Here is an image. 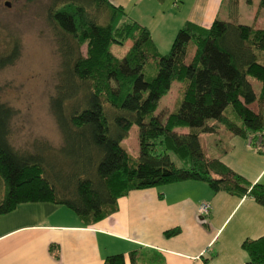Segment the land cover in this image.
Segmentation results:
<instances>
[{
  "label": "trees",
  "instance_id": "trees-1",
  "mask_svg": "<svg viewBox=\"0 0 264 264\" xmlns=\"http://www.w3.org/2000/svg\"><path fill=\"white\" fill-rule=\"evenodd\" d=\"M47 20L60 55L49 105L63 143L57 150L42 144L33 153L14 149V111L0 100V215L24 203H52L88 226L114 213L117 200L131 191L184 181L248 195L264 207V185L250 186L207 158L199 140L222 129L250 138L264 152V28L215 20L204 29L187 22L162 55L149 30L109 0H62L48 9ZM128 41L117 58L112 47ZM16 57V47L0 56V70ZM174 82L182 90L162 118L158 102ZM133 125L137 157L121 145ZM242 249L246 264H264V236L244 241ZM129 258L131 264L144 259L140 251ZM102 264L125 262L116 254Z\"/></svg>",
  "mask_w": 264,
  "mask_h": 264
},
{
  "label": "crops",
  "instance_id": "crops-1",
  "mask_svg": "<svg viewBox=\"0 0 264 264\" xmlns=\"http://www.w3.org/2000/svg\"><path fill=\"white\" fill-rule=\"evenodd\" d=\"M109 1L149 30L159 53L187 22L204 29L215 20L264 28V0ZM219 143L221 153L207 158L250 186L264 185V152L250 138L225 132ZM202 203L210 206L206 218L198 215ZM263 236L264 207L252 197L184 181L131 191L114 213L88 226L61 205L20 204L0 215V264H102L116 254L131 264L133 251L144 258L137 264H246L243 242Z\"/></svg>",
  "mask_w": 264,
  "mask_h": 264
},
{
  "label": "rangeland",
  "instance_id": "rangeland-1",
  "mask_svg": "<svg viewBox=\"0 0 264 264\" xmlns=\"http://www.w3.org/2000/svg\"><path fill=\"white\" fill-rule=\"evenodd\" d=\"M6 2L9 7L5 6ZM60 4L62 0H0V56L17 48L13 64L0 70V100L14 111L9 141L20 152L33 153L42 144L57 150L63 143L49 105L57 84L60 55L54 28L47 20L48 9ZM130 46V41L123 46H113L112 52L117 58H122ZM170 47L160 54H168ZM81 52L85 55V46ZM181 90L180 83L174 82L170 91L159 100L156 114L164 118L173 111ZM252 108L258 110V105L254 104ZM176 131L185 133L188 129ZM224 133L220 132L222 136L199 134L207 157L221 153L219 141ZM121 145L131 156H138L137 126L129 129ZM171 158L180 166L175 156Z\"/></svg>",
  "mask_w": 264,
  "mask_h": 264
},
{
  "label": "built area",
  "instance_id": "built-area-1",
  "mask_svg": "<svg viewBox=\"0 0 264 264\" xmlns=\"http://www.w3.org/2000/svg\"><path fill=\"white\" fill-rule=\"evenodd\" d=\"M197 211H198V215L201 218H206V217H208V215L210 213V206L207 203H202L199 205Z\"/></svg>",
  "mask_w": 264,
  "mask_h": 264
},
{
  "label": "water",
  "instance_id": "water-1",
  "mask_svg": "<svg viewBox=\"0 0 264 264\" xmlns=\"http://www.w3.org/2000/svg\"><path fill=\"white\" fill-rule=\"evenodd\" d=\"M5 6H6V7H9V6H10V4H9L8 2H6V3H5Z\"/></svg>",
  "mask_w": 264,
  "mask_h": 264
}]
</instances>
